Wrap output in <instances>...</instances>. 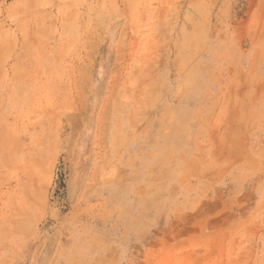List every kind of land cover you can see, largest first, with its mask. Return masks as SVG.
<instances>
[{
	"label": "rangeland",
	"instance_id": "obj_1",
	"mask_svg": "<svg viewBox=\"0 0 264 264\" xmlns=\"http://www.w3.org/2000/svg\"><path fill=\"white\" fill-rule=\"evenodd\" d=\"M0 264H264V0H0Z\"/></svg>",
	"mask_w": 264,
	"mask_h": 264
}]
</instances>
